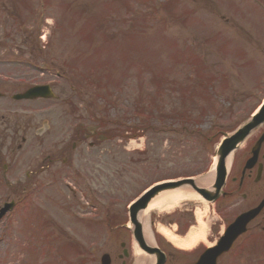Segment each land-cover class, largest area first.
<instances>
[{
  "label": "rangeland",
  "instance_id": "374dc122",
  "mask_svg": "<svg viewBox=\"0 0 264 264\" xmlns=\"http://www.w3.org/2000/svg\"><path fill=\"white\" fill-rule=\"evenodd\" d=\"M40 83L57 99L12 98ZM0 93V205L19 201L0 222V264H69V245L102 247L108 219L151 183L211 173L219 135L264 94V0H0ZM91 114L134 136L72 150ZM183 118L196 133L171 131ZM214 218L199 199L151 212L160 231L194 219L205 240Z\"/></svg>",
  "mask_w": 264,
  "mask_h": 264
},
{
  "label": "flooded vegetation",
  "instance_id": "af4514ba",
  "mask_svg": "<svg viewBox=\"0 0 264 264\" xmlns=\"http://www.w3.org/2000/svg\"><path fill=\"white\" fill-rule=\"evenodd\" d=\"M81 143L74 141L73 150ZM49 158L50 162L57 161L54 154ZM62 161L67 162V159ZM259 207V211L247 221L245 230L233 239L226 252L219 255L217 264H251L261 255L264 243V122L255 126L233 153L225 184L213 202L216 218L206 243L184 248L156 235V245L163 253L156 254L149 249L151 245L143 230L138 239L137 227L125 223L107 225V231H101L102 247L99 246L96 258L87 261L91 264H196L204 252L221 241L233 223ZM176 231L184 238L181 226ZM137 247L141 249L140 253L135 250ZM105 255L108 262H103Z\"/></svg>",
  "mask_w": 264,
  "mask_h": 264
},
{
  "label": "bare ground",
  "instance_id": "6f19581e",
  "mask_svg": "<svg viewBox=\"0 0 264 264\" xmlns=\"http://www.w3.org/2000/svg\"><path fill=\"white\" fill-rule=\"evenodd\" d=\"M213 175V174H212ZM208 176L204 179H201L199 182L203 185H208L211 183L213 177ZM199 198V196L192 191H188L185 189H180L178 191H172V192H167L163 193L160 196H157L154 198L148 205V207L141 211L139 214V217L142 219L144 223V229H145V235L147 238L151 239V232L149 229V216L150 212L152 210H157L161 211L164 210L165 207L167 206H173L178 202L179 200H184V199H189V198ZM166 236L169 238V240L173 241L175 244L181 245V246H193L196 242L197 239H204L205 238V230H201L200 232L197 231H192L188 238L184 240H179L175 236L171 235L168 231L164 230ZM138 253H140V250H138Z\"/></svg>",
  "mask_w": 264,
  "mask_h": 264
},
{
  "label": "water",
  "instance_id": "95a60500",
  "mask_svg": "<svg viewBox=\"0 0 264 264\" xmlns=\"http://www.w3.org/2000/svg\"><path fill=\"white\" fill-rule=\"evenodd\" d=\"M39 96H44V97H50V96H54L53 93L51 92L50 88L48 86L45 87H35L30 89L29 91H27L25 94H20L15 96L16 99H21V98H35V97H39ZM186 183L191 184V186L197 191L200 192L201 189H199V187L192 181V180H187V181H179V182H175V183H166L160 186H157L153 189V191H151L150 193H148L146 196H144L139 202H137L133 207H132V211H133V216H135L136 212L141 209V208H145L147 206V203L149 202V200L156 194L158 193L160 190H164V189H173L182 185H185Z\"/></svg>",
  "mask_w": 264,
  "mask_h": 264
}]
</instances>
